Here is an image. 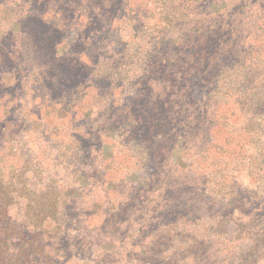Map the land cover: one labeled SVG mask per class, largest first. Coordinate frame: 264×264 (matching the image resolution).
I'll return each instance as SVG.
<instances>
[{
    "label": "rangeland",
    "instance_id": "obj_1",
    "mask_svg": "<svg viewBox=\"0 0 264 264\" xmlns=\"http://www.w3.org/2000/svg\"><path fill=\"white\" fill-rule=\"evenodd\" d=\"M250 120L264 0H0V178L59 208L36 264H264Z\"/></svg>",
    "mask_w": 264,
    "mask_h": 264
},
{
    "label": "trees",
    "instance_id": "obj_2",
    "mask_svg": "<svg viewBox=\"0 0 264 264\" xmlns=\"http://www.w3.org/2000/svg\"><path fill=\"white\" fill-rule=\"evenodd\" d=\"M18 24L20 27L22 26L20 22ZM49 46L52 50L54 49L57 55V47L55 50V45L50 44ZM99 46L101 45H97L96 48ZM103 51L104 49L99 53ZM16 68H20L19 65ZM46 82L49 83V80ZM253 122L254 120H250L248 126L241 133L242 136H247L246 140H252L250 144L254 148L253 151H256L254 156H246V161H244L248 177L253 176L256 179L258 174L264 171L262 166L264 163V129L260 128V124L255 128ZM257 135L258 138H256ZM259 160L261 164L257 163ZM254 166L257 167L254 168ZM258 182L260 193L257 192L254 198H261L260 196L263 194L264 174L261 175ZM18 184L20 185V180L17 183L15 177L0 178V264H36L43 258L47 259V254L43 255L45 244L42 245L41 240L44 237L46 225L54 223L59 218L57 203L50 204V201L44 200V192L39 195L36 192H29L27 188L29 184L26 181L22 183V187L26 188L24 190L18 188ZM243 205L245 206H241L244 207L243 209H238L249 214L251 218L248 219L250 221L254 220V215H257L256 211L253 210L254 203L250 205V202L245 198ZM19 210L25 212L22 217L25 219H17L15 213ZM250 221L249 224H252Z\"/></svg>",
    "mask_w": 264,
    "mask_h": 264
}]
</instances>
